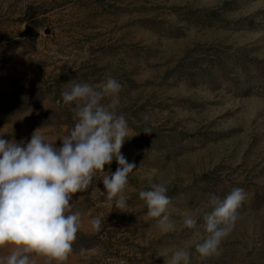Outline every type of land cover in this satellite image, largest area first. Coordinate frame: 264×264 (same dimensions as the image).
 Masks as SVG:
<instances>
[{
	"label": "rangeland",
	"instance_id": "374dc122",
	"mask_svg": "<svg viewBox=\"0 0 264 264\" xmlns=\"http://www.w3.org/2000/svg\"><path fill=\"white\" fill-rule=\"evenodd\" d=\"M106 74L122 85L117 112L133 136L121 153L136 168L124 211L102 173L73 195L81 227L65 264H165L181 248L190 264H264V0H0L3 139L26 146L40 128L62 146L76 121L61 92ZM150 181L168 182L173 230L146 215ZM236 188L241 219L221 255L202 259V215L188 229L180 212L211 211L209 194Z\"/></svg>",
	"mask_w": 264,
	"mask_h": 264
},
{
	"label": "clouds",
	"instance_id": "9594fccd",
	"mask_svg": "<svg viewBox=\"0 0 264 264\" xmlns=\"http://www.w3.org/2000/svg\"><path fill=\"white\" fill-rule=\"evenodd\" d=\"M66 85L62 101L76 122L69 134L59 138L62 146L46 142L40 128L26 146L0 136V249L8 252L0 257V264H37V258H43L44 264H65L81 227V214L72 212V197L89 189L98 173L103 174L107 198L120 211L127 207L124 193L136 165L121 153L126 138L133 136L124 114L117 112L122 85L111 74L97 85L75 81ZM113 160L116 171L105 172V165ZM167 183L150 181L149 190L139 192L146 215L165 232L174 229ZM245 199L244 190L236 188L223 199L209 194L211 211L180 212L181 226L188 229H197L202 215L206 235L195 244L202 259L221 255L223 242L241 219ZM90 225L99 231L101 219L93 218ZM194 235L199 238V231ZM165 264H190V252L178 249Z\"/></svg>",
	"mask_w": 264,
	"mask_h": 264
}]
</instances>
